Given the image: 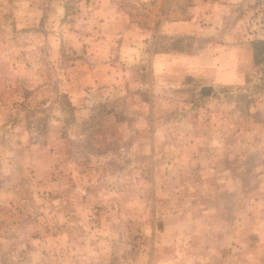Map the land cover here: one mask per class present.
I'll return each mask as SVG.
<instances>
[{"label":"rangeland","instance_id":"1","mask_svg":"<svg viewBox=\"0 0 264 264\" xmlns=\"http://www.w3.org/2000/svg\"><path fill=\"white\" fill-rule=\"evenodd\" d=\"M0 264H264V0H0Z\"/></svg>","mask_w":264,"mask_h":264}]
</instances>
